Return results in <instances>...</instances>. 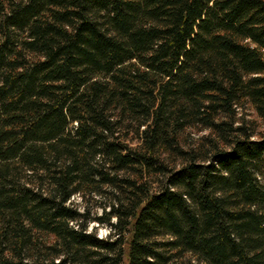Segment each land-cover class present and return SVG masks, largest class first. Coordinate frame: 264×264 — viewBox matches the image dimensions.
Here are the masks:
<instances>
[{
  "label": "trees",
  "instance_id": "1",
  "mask_svg": "<svg viewBox=\"0 0 264 264\" xmlns=\"http://www.w3.org/2000/svg\"><path fill=\"white\" fill-rule=\"evenodd\" d=\"M249 106L264 0H0V264H264Z\"/></svg>",
  "mask_w": 264,
  "mask_h": 264
},
{
  "label": "rangeland",
  "instance_id": "2",
  "mask_svg": "<svg viewBox=\"0 0 264 264\" xmlns=\"http://www.w3.org/2000/svg\"><path fill=\"white\" fill-rule=\"evenodd\" d=\"M244 115H245L246 120L250 121V125L253 126V128L255 130L254 131L255 136H253V138L257 139V138H259V136H261V134H264V119L262 117H260L252 107H250V106L247 107ZM203 134H205V132L199 133V132L193 131V132H191V138L195 140ZM260 177H261V180L264 182V172L260 173ZM75 201L76 202L80 201L79 197H75ZM91 207H94V204L93 205L91 204ZM93 211L100 213V208H98L97 205H95ZM96 228H97V236L99 238L106 239L109 237L110 226H108V225H100L99 226L98 223L91 222L88 230L89 231H95Z\"/></svg>",
  "mask_w": 264,
  "mask_h": 264
}]
</instances>
